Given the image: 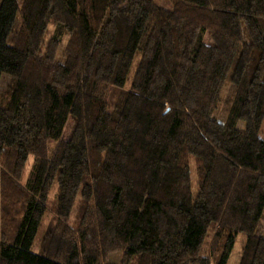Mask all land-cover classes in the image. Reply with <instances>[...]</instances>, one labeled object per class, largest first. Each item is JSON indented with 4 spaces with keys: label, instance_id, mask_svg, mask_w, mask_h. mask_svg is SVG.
<instances>
[{
    "label": "trees",
    "instance_id": "1",
    "mask_svg": "<svg viewBox=\"0 0 264 264\" xmlns=\"http://www.w3.org/2000/svg\"><path fill=\"white\" fill-rule=\"evenodd\" d=\"M163 1L0 0V264H264V0Z\"/></svg>",
    "mask_w": 264,
    "mask_h": 264
},
{
    "label": "rangeland",
    "instance_id": "2",
    "mask_svg": "<svg viewBox=\"0 0 264 264\" xmlns=\"http://www.w3.org/2000/svg\"><path fill=\"white\" fill-rule=\"evenodd\" d=\"M160 2H165L163 0H160ZM53 29H54V26L51 24L50 27H49V33L46 37V42L51 38V35H52V32H53ZM206 40L209 41V36L207 35L206 36ZM65 41H67V38H65ZM7 81H8V77H5L1 83V90L6 86L7 84ZM232 92H233V89L231 88V86H226L224 92H223V100L221 102V107H220V110H219V118L220 119H224L225 118V115L227 114V110H228V106L230 104V101H231V96H232ZM73 120L70 119L67 126H66V129H65V132H64V137H68L72 130H73ZM34 163V160L31 159L28 161L27 165H26V168L21 176V181L23 183L26 182L28 176H29V173L32 169V165ZM52 210H53V207L51 206V209L47 212L46 216H45V219L43 221V225L41 227V230H40V233H39V236H38V239H37V245H36V249H38L39 247V244L41 243L42 241V237H43V234L50 222V219H51V216H52ZM260 232H264V217L262 219V224H261V227H260ZM242 238H243V235H240L239 238H238V241L236 243V246H235V249H234V252L232 254V257L230 259V262L229 264H235V261L237 260V255H238V252L240 251L241 249V241H242ZM122 259V254L121 253H114L112 255H110V257L108 258L107 262L108 263H119Z\"/></svg>",
    "mask_w": 264,
    "mask_h": 264
}]
</instances>
